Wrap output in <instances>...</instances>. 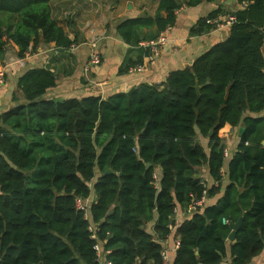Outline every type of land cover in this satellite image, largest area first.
I'll return each instance as SVG.
<instances>
[{
	"label": "trees",
	"instance_id": "trees-1",
	"mask_svg": "<svg viewBox=\"0 0 264 264\" xmlns=\"http://www.w3.org/2000/svg\"><path fill=\"white\" fill-rule=\"evenodd\" d=\"M51 1L0 0V65L11 43L23 58L43 44L76 42ZM239 1L246 7L230 14L229 36L172 71L164 89L143 82L108 96L59 98L48 93L59 80L49 67L19 79L20 103L0 114V264H101L99 241L112 264H165L175 208L187 210L206 188V204L177 227L180 246L169 263L250 264L262 253L264 0ZM179 6L161 0L155 16L124 19L117 33L134 46L154 40L174 25ZM218 16L202 18L191 33L216 28L208 20ZM153 26L155 33L141 35ZM226 123L245 127L228 156L219 135ZM77 197L95 199L88 218ZM241 217L230 240V224Z\"/></svg>",
	"mask_w": 264,
	"mask_h": 264
},
{
	"label": "crops",
	"instance_id": "crops-1",
	"mask_svg": "<svg viewBox=\"0 0 264 264\" xmlns=\"http://www.w3.org/2000/svg\"><path fill=\"white\" fill-rule=\"evenodd\" d=\"M161 0H52L53 17L62 25L71 39H76L71 47L61 48L55 43L43 44L36 51H28L21 58L19 47L11 43L6 57V82L0 88V114L12 109L20 101L19 79L36 67H49L59 74L58 84L49 90V96L59 98L83 97L90 94L108 96L117 92H127L143 82L154 84L158 89L165 88V82L174 70L190 66L193 61L215 43L229 36L230 25L214 28L202 34H192L191 30L198 22L212 12H218L217 18L225 19L230 14L243 10L245 3L239 0H177L180 6L175 11L176 21L169 26V42L160 48L154 64L147 62L144 45L134 46L124 41L117 33V25L124 19L142 16H155ZM165 13V12H163ZM9 14L1 13V19L7 20ZM216 19V18H215ZM208 22L214 23L212 19ZM157 26L144 27L141 35L152 34ZM97 40V50L101 55L100 64H90L92 41ZM145 63V70L130 72L128 68ZM226 123L219 131L225 139L227 149L232 155L239 143V130ZM200 135V140L208 148L209 140ZM204 180L208 185L213 179L205 170ZM218 196L209 198L215 202ZM180 222L187 218L188 211L180 209ZM153 223L149 230L153 232ZM179 239L174 231L165 240L170 253L176 249ZM221 264H231L230 259ZM250 264H264V250Z\"/></svg>",
	"mask_w": 264,
	"mask_h": 264
},
{
	"label": "built area",
	"instance_id": "built-area-1",
	"mask_svg": "<svg viewBox=\"0 0 264 264\" xmlns=\"http://www.w3.org/2000/svg\"><path fill=\"white\" fill-rule=\"evenodd\" d=\"M212 21L216 24L217 28H220V27L231 25L233 22L236 21V17L234 15H230V16L226 17L225 19L216 18ZM169 29H170V27H167L154 40L142 42V45H144V47H146L150 50L149 54L146 57L148 63L154 64L157 56L160 53V48L169 42V36H168ZM96 41L97 40H94L91 43L93 51L91 52V58H90L89 66H91L93 64L97 65V64L101 63V55L96 48L97 47ZM145 67H146L145 63H140V64H137V65L130 67L129 71L130 72H141V71L145 70ZM7 72H8L7 65L6 64L0 65V88L6 82ZM229 153H230L229 150L227 148H225V150H224L225 156H228ZM154 176L157 179L159 178L157 173H155ZM206 184H207V182H206ZM207 200H208V192H207V188H206V190H204V192H203V195L200 198L196 199L194 201V203L187 209L188 213L193 212V211L197 210L198 208L203 207L206 204ZM93 202H95V199L93 197H89L87 199H84L82 197L76 198L77 208L84 211L86 218L89 217V209L92 206ZM179 215H180L179 208L176 207L175 208V220L170 225L171 232L176 231L177 227L180 224V220L178 218ZM89 228L93 232L92 236L94 238H97V227H96V225L90 224ZM179 246H180V241L178 239L175 243L174 249L177 250L179 248ZM95 249L98 252V256L101 260V264H112V262L107 259V254L110 252V250H108V251L104 250L100 241L95 245ZM170 249H171L170 246L164 247L163 258H164L165 264H170L169 263L170 262Z\"/></svg>",
	"mask_w": 264,
	"mask_h": 264
},
{
	"label": "water",
	"instance_id": "water-1",
	"mask_svg": "<svg viewBox=\"0 0 264 264\" xmlns=\"http://www.w3.org/2000/svg\"><path fill=\"white\" fill-rule=\"evenodd\" d=\"M196 89H197V93H198V98H200V95H201V93H200L201 86H200L199 82H197ZM244 131H245V127L242 126L240 128V130H239L240 136H242V134L244 133ZM212 133H213V130L211 131L210 134H212ZM150 165H151V163L148 164V166H150ZM110 172H113V170L111 168L106 173H110ZM242 221H243V217H241L237 222H234V223H231L230 224V226L232 228V232H231V234L229 236V239L230 240H234L235 239L236 232L240 228ZM38 264H44V263H43V261H41Z\"/></svg>",
	"mask_w": 264,
	"mask_h": 264
},
{
	"label": "rangeland",
	"instance_id": "rangeland-1",
	"mask_svg": "<svg viewBox=\"0 0 264 264\" xmlns=\"http://www.w3.org/2000/svg\"><path fill=\"white\" fill-rule=\"evenodd\" d=\"M205 140H208V138H207V137H206V138H204V141H205Z\"/></svg>",
	"mask_w": 264,
	"mask_h": 264
}]
</instances>
